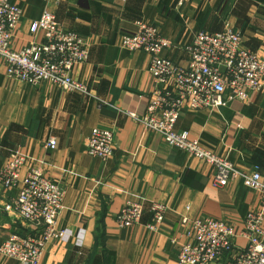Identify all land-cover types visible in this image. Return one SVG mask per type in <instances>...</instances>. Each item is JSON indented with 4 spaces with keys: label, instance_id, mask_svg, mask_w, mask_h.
Wrapping results in <instances>:
<instances>
[{
    "label": "crops",
    "instance_id": "obj_1",
    "mask_svg": "<svg viewBox=\"0 0 264 264\" xmlns=\"http://www.w3.org/2000/svg\"><path fill=\"white\" fill-rule=\"evenodd\" d=\"M10 1L22 10L11 51L43 41L42 33L32 34L30 26L44 11L88 44L87 61L72 71L86 92L9 79L0 59V171L18 151L25 157L21 179L36 169L65 192L56 221L64 237L45 246L38 264H178L171 241L187 240L183 218L230 224L235 244L244 248L240 232L246 214L259 208V196L240 179L215 187L208 164L169 147L129 115L142 112L152 79L149 55L128 52L121 42L136 32L138 23L155 27L170 43L161 56L185 68V49L194 35L219 33L227 23L240 33L245 48L264 58V0ZM101 102L108 105L99 107ZM94 128L113 133V154L107 161L86 153ZM175 130L186 131L236 170H256L264 178V87L250 92L243 106L184 109ZM50 138L56 141L53 150L44 148ZM18 190L0 183V244L11 234L36 237L40 232L5 210ZM127 202H141L144 210L139 223L120 227L116 217ZM152 203L166 207L156 231L149 229ZM68 233L73 236L65 241ZM0 264L21 263L0 257Z\"/></svg>",
    "mask_w": 264,
    "mask_h": 264
},
{
    "label": "built area",
    "instance_id": "obj_2",
    "mask_svg": "<svg viewBox=\"0 0 264 264\" xmlns=\"http://www.w3.org/2000/svg\"><path fill=\"white\" fill-rule=\"evenodd\" d=\"M21 16L19 6L10 0H0V59L6 77L29 85L47 82L63 91L86 92L85 87L72 78V71L87 61V42L64 29L52 13L44 11L30 26L32 34L42 33L43 41L32 42L21 51L13 52L9 47ZM169 46V41L161 38L155 27L144 23H138L133 35L123 37L122 49L149 55L148 73L152 79V91L146 97L142 112L129 111V115L145 130L160 135L169 147L208 164L213 169L215 187H224L230 180L240 179L246 189L259 196L260 204L245 216L244 229L240 232L246 239L244 248L235 244L237 234L230 224L211 218H183L187 240L171 241L177 249V262L264 264V178L256 170L252 173L236 170L227 158L205 149L198 140H191L186 131L175 130L184 109L212 111L231 104L243 106L250 92L264 87V58L245 48L240 33L227 23L219 33L199 31L194 35L191 45L185 49L188 56L185 68L161 56L162 50ZM103 105L108 104L101 102L99 107ZM55 147L53 138L44 144L45 149ZM86 153L107 161L113 154V133L92 129ZM24 163V155L15 151L0 171V183L5 188H19L16 199L5 210L14 211L40 232L36 237L9 235L0 244V257L21 264H38L45 246L64 237L65 232L56 229V221L65 192L58 182L45 178L36 169H29L21 179ZM143 210L141 202H127L116 217L119 226L139 223ZM165 210L163 205L150 204L153 222L149 229L157 230ZM72 236L68 233L65 241Z\"/></svg>",
    "mask_w": 264,
    "mask_h": 264
}]
</instances>
